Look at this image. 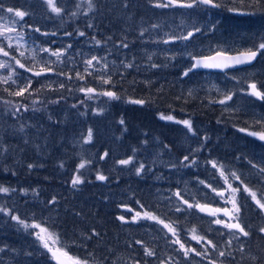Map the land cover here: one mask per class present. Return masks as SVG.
Returning a JSON list of instances; mask_svg holds the SVG:
<instances>
[{
  "label": "trees",
  "instance_id": "obj_1",
  "mask_svg": "<svg viewBox=\"0 0 264 264\" xmlns=\"http://www.w3.org/2000/svg\"><path fill=\"white\" fill-rule=\"evenodd\" d=\"M8 2L9 4H5L4 7L22 11H28V7H31L38 10L41 15L46 13L50 19L48 31L55 33L53 38L58 44L56 50L70 43L87 44L100 41L105 46L108 59L116 61L112 65L114 69L111 70V74L107 75L111 77L110 84H104L98 79L103 76L99 71L92 70L91 75L83 74L84 78L79 79L77 72L80 65L53 61L54 65L51 67L53 71L48 74L55 78L61 76L63 88L60 87L61 83L54 86L49 82L45 83L46 80L42 76H32L24 69L14 67L12 70L11 65H14L12 61H0L7 64L6 68H0V110L8 113L7 120L0 116V186L10 189L8 193L0 192V208L10 210L9 213L0 212V256L5 264H39L36 259L37 250L29 247L30 228L24 229L17 221L12 220L11 216L16 215L31 224L35 222L34 217L45 213L46 210H50L51 216L57 215V225L47 223L46 213L36 221L37 223L51 229L62 231L65 229L67 232L72 229L73 231L67 234L74 238L81 229L83 242L90 241L86 239L88 235L94 241L99 236L100 245H95V248L104 252L98 260L103 261L106 260L103 258H107L111 262L113 256L122 255L124 250L120 253L119 248L124 246L122 242L126 233L117 221V217L124 213L121 209L122 204L126 201L131 204L128 200L132 199L147 200L159 197L155 195L158 191L156 188L161 190L160 201H163L167 192L180 185L161 179L162 173H156L155 178L158 180L155 181L158 183L155 185L153 183L155 181L151 180L137 181L143 183H122L128 181L119 175L125 168V165L119 163L122 159L131 158L133 171L136 169L132 174L142 177L143 173L151 171L144 168L137 174V169L140 164L148 166L154 157L163 162L168 160L173 164L185 156L198 157L201 161L205 160L206 174L211 176L216 175L217 171L215 168L212 171L209 169L212 167L210 161H215L219 167L231 166L235 155L239 170L248 172L239 174L240 184L236 183L235 186L241 189L245 185L248 188H262L260 180L262 177L255 179L257 183L255 185L254 181H251L254 179L247 176L252 175L251 172L257 171L258 168H264L263 163L255 160V154L258 152L264 154V145L256 144L258 140L248 141L245 148L239 147L237 143L236 150H232L229 145V143L234 145L233 136L239 129L251 133L264 131V123L253 121L257 120L258 115L247 112L221 113L224 109L218 106V98L211 97L216 94L215 92L203 89L197 92L193 90L194 93L178 91L177 85L181 83L180 74L184 70L182 61L162 62L155 54L142 55L136 50L135 44L144 43L140 46L142 49L143 46L147 47L146 43L158 46L160 43L164 44V41H168L169 44L174 41L180 42L183 34H179L177 30L184 27L195 32L194 39L217 37L225 33L231 38H243L244 43L252 37L259 36L255 44L259 46L260 43H264V0H261L259 5H255L252 0H244L243 4L240 0H214L218 7L194 3L192 8L181 7L180 3H190L193 0H179L175 6L166 8L155 5L167 3V0H91L95 4L91 8L89 0H57V6L64 9L61 16L52 13L42 1L8 0ZM78 2L85 10L83 13L76 12ZM72 12L76 15H70ZM207 15L211 18L208 21ZM173 22L177 23V28L171 27ZM197 28L200 31H196ZM80 32H84L85 35L80 36ZM123 44H127L128 47H123ZM233 50L241 51L236 48ZM261 52L262 56L253 68L259 67L262 63L264 65V50ZM138 59L142 60L137 68L147 75L150 69H156L160 75L159 71L162 68L165 69L162 74L168 78L157 82L151 77L143 76L138 79L134 73L125 72L127 69H134ZM128 64L132 67H125ZM12 72L16 73L13 74L15 77L4 83V78L9 77ZM61 72L65 75H58ZM154 74L150 73L149 76ZM28 79L32 81L31 88L23 96L10 95V92L23 87ZM254 80L259 91L264 89V74H258ZM98 83L101 85L96 89L95 85H99ZM90 87L96 90L92 94L80 91L81 88ZM104 91L115 92L119 99L99 94ZM89 96L91 98H88ZM135 100H143L144 103H133ZM248 100L250 102H247V107H259L264 112V102L261 99L252 97ZM6 106L9 109L6 110ZM162 114L172 115L174 119L171 121L161 119ZM183 120L191 121L193 130H199L200 134H209L212 137L203 139L202 152L195 145L194 150L188 146L190 142L199 143L201 138L195 137L192 133L194 131H189L183 123H178ZM9 122L12 124L6 126L5 124ZM89 130L92 139L85 142ZM235 140L237 141L236 138ZM227 147L231 150L228 153ZM91 153L99 154L96 163ZM82 162H86L85 167L79 168ZM29 165L33 167L29 168ZM199 166L200 164L195 167L196 172ZM119 168H122L119 173L108 172L110 169ZM188 171L189 176L196 175L193 170ZM154 172L159 171L154 169L151 173ZM98 174L104 175L108 180H98ZM185 174L188 178V174L186 172ZM76 175L81 177L83 183L73 187L72 179ZM221 180L220 176H215L213 182L219 183ZM25 190L26 192L38 190L39 193L24 196ZM127 190L132 199L125 197L124 193ZM108 193L115 196L112 202H106L104 197L98 199L99 194L105 196ZM75 195L81 196L79 207L75 206L79 201L69 200ZM242 198L247 200V195L244 194ZM92 202H95L94 205ZM134 208L142 212L139 206ZM172 210L167 207L161 208L160 212L167 214L173 212ZM244 211V221H258L257 217L260 216L264 218L260 209L258 212L252 208ZM171 216L179 218L176 214ZM110 226L113 228H108ZM249 230L251 237L257 235V230L253 227ZM94 232L99 235H94ZM212 239L215 240L214 236ZM12 250H16V253H12ZM42 257L47 260L48 256Z\"/></svg>",
  "mask_w": 264,
  "mask_h": 264
},
{
  "label": "rangeland",
  "instance_id": "obj_2",
  "mask_svg": "<svg viewBox=\"0 0 264 264\" xmlns=\"http://www.w3.org/2000/svg\"><path fill=\"white\" fill-rule=\"evenodd\" d=\"M30 1L31 2L32 1H42V3H45L44 0H30ZM91 3L94 7L95 4L93 2ZM0 4H2L4 7V5L9 4V2L8 0H0ZM4 8L6 9V7ZM28 9L29 10L25 12L27 13L29 12V13L23 18V20H20V18L18 17H14L12 13L0 11V17H3V19H0V31L3 30V27H15L17 31L23 37L22 39L18 37L16 32L6 33V35L12 37L11 40H4L2 37H0V46H3L5 51L9 52V56L7 57H5L2 53H0V61H4V60L7 62L12 61V63L14 64V65H11L12 70H13L14 67L20 68L19 65L16 64V60H20V62L25 65V68L23 69L25 71H27L26 69H31L32 71H27V72L30 75L34 76L33 73L36 71H40L43 65V62L50 61L51 63L48 66L52 67L54 65L52 62L57 61V58L55 56H51L49 53L42 52L40 51V49L49 48L52 51H56L55 47H57L58 44L54 40L53 35H51V32L48 31V28H47L48 20H50L48 15L46 13L41 15L40 13H38L39 12L38 10L33 9V8L31 9V7H28ZM83 11H85L84 8L81 6V4H79V7L76 10V12L83 13ZM9 18L17 20L19 21V23L12 24ZM210 19L211 18L209 17V15H207L206 21ZM176 25L177 23L173 22L171 24V27L177 28ZM34 28H39L40 31L36 32L34 31ZM177 31L179 32V34H183L182 37H184L187 35V32L189 31V29H186L183 27V29H178ZM44 33H48V35H45ZM242 39L243 38H235V37L231 38V37H228L225 33H223V34L217 35V37H206V38H196V39L193 38L190 40L181 39L180 42L174 41L171 44L160 43L158 44V46H152L146 43L149 49H145L147 47H144V46L142 47V49H140V46H142L144 43L143 44L137 43L135 44V48L137 51L139 50V52L145 56L149 53L153 55L155 54V56L160 58L162 62H165V61L178 62L180 60L182 61L181 63H183L184 67L186 68L191 64V59L195 57V55L197 56L207 55V54H211L214 52H218L219 50L226 52V53H230V52L235 51L233 50L235 48L236 50L247 51V50H254V49H257L256 47H259L257 45L255 46L256 41L259 39V36H257L256 38L252 37L251 40L244 42V43L242 42ZM9 43H11L12 48L7 47ZM230 44L232 45L229 46ZM68 45H71L72 47L68 48V46H66V47L57 48V50L67 49L65 54L61 56L60 62L71 63L72 65H76V64L80 65L79 73L81 75L88 74L92 72V70H95V71L101 72L103 76L107 77V75L111 74V70L114 69V66L112 65L115 64L116 60L110 61L108 59V55L105 52V46L101 42L100 44H97L96 42H89L87 44H82V42H80V43H70ZM201 51H204V52L200 53ZM20 52H24V56H21ZM140 53L138 54L141 55ZM93 56H96L98 58L99 63H97V61H93V66L89 67L86 64V61L91 59ZM13 57H15V59H13ZM141 60L142 59L136 60V64H135L136 67H134V69H127L125 72L134 73L138 79L142 78L143 76L145 78L151 77L154 81H157V82H160L159 80L161 79L168 78L167 75L162 74V72L165 71V69H162V68L160 69L161 71H159L160 75L157 73L156 69H150L149 74L155 73L154 75H150V76L149 74L147 75V73H144L141 69L137 68ZM105 65H107V67H105ZM60 68L62 69V67ZM86 68H87V72L85 71ZM131 70H134V72H131ZM261 73L264 74L263 63L259 67L257 66L250 70L244 69L242 71H231V72H227L225 74L219 75V76L213 73H210V72L202 73L201 75H198V76L197 75L190 76V77H187L185 80L180 79L181 83H178L177 86H178V91L180 92L186 91L188 93H194V91L197 92L200 89H203L205 91L215 92L216 94L212 95L211 97L218 98L217 100L218 106L224 109L223 111H221V113H226V114L234 113L235 114V113L247 112L253 115L255 114V112H260L262 109L259 107L253 108L252 106L247 107V102H250L248 98L256 97L254 95H251L250 85L254 83L255 76H258V74H261ZM13 74H16V73L12 72V74L9 75L12 77V79L15 77ZM42 77L44 78V80H46L45 83L49 82L53 86L60 84L62 81L61 76H59V78H55L49 75L48 72L44 73ZM1 78H3V76ZM98 84L99 85L97 86L95 85L96 89H98L101 85L100 83ZM261 92H264V89H262ZM226 96H231V99H226ZM237 98H243V99L237 100ZM220 101H224V103H220ZM239 101H242V102H239ZM262 102H264V100H262ZM7 109H9L8 106H6V110ZM2 110H0V116H3L4 120H7L8 113L5 114V111L4 110L2 111ZM256 118L257 120H253L254 122L261 121L262 123H264V112H261V114H258V117L256 116ZM11 124L12 122H9L5 125L8 126ZM260 126L263 128L262 125ZM192 131H194L192 133H194L195 137H200L201 140L199 141V143L196 142L195 144L190 142L188 143V146L192 150H194L193 148L195 145L202 152L204 149L203 139L204 138L210 139L212 137L209 136V134H200L199 130L197 131V130L192 129ZM261 132H264V131H256L255 133H261ZM250 133L251 132H248L247 130L242 131L240 129L236 133H234L233 137H235L237 141L234 138L232 141L234 142V145L229 143V145L232 147L231 149L232 150L238 149L235 145L237 143H239V147L245 148L246 147L245 145H247V142L251 140H254V141L258 140L257 142H255L256 144L259 143V144L264 145V140H261L258 135L254 136V135H250ZM248 138L250 140H248ZM188 140H191V139H188ZM227 148H228V151H227L228 153L231 150H230V147H227ZM98 156H99L98 153L96 154L91 153V157L94 159L95 163L97 162ZM233 159H234V163L231 166H228V165L223 166V171L225 173V176L228 177V183H225L224 178L221 177L219 166L215 168L217 171L216 175L212 174L211 176H207L206 171H205V169L207 168H204V164L206 163L205 160L202 159L203 161H201L197 158L195 159L194 164L190 162V160L185 161L183 158L181 160L177 159L176 160L177 165H176L175 163L173 164L168 160H165V162H163L161 159L154 157V159H152L149 162V165L144 168L150 170L151 172H153L154 169H157V171L159 172L143 173L142 177H136L132 174V173H135L136 169L133 171V166L131 164H128V165H125V168H123V170H121V173L124 175L122 174H119V175L125 178L126 180H128L127 182H122V183H143V182H137V181H143V180L155 181V180H158L157 178H155L156 173H162L163 178L161 179L170 180L171 183L173 182H177V184L179 183L180 185H178L177 188L174 186L173 189L170 190V192H167V194L165 195L166 197H163L162 199L163 201L159 200V204L163 207H167L170 204L173 205L178 202L176 200H173V198H170L171 195L175 196V193L178 191L183 196H185V194L187 193L197 194L201 196L200 195L201 192H204V193L208 192V194L212 195V197L217 192H225L224 198H227L230 200L233 194L230 192V190H228V184H231L232 187H234L236 183L240 184V181L233 178L231 173L235 172L237 176H239L240 173H245V174L248 173L247 171L245 172V171L239 170L236 164V161H235L236 160L235 155L233 156ZM255 160L256 161L259 160L264 165V154L258 152L257 154H255ZM102 163H104V161H102ZM198 164H200L199 166L200 168L196 172L195 167ZM120 169L122 168H119V170L110 169L108 172L110 173L112 171H117L119 173ZM189 169L193 170V172H196V175L191 173L193 176H189L190 174V172L188 171ZM209 169L212 171L213 167H209ZM260 170L261 169L258 168L257 171L253 173L251 172L252 175L247 176V177H250V179H254L251 181L252 182L254 181L253 183H255V185L257 184L255 179H257L258 177L259 178L262 177V179L260 180H262L263 185H262V189L260 190L258 194L257 199H260L261 202L264 203V173H262ZM185 172L188 174L189 176L188 178L186 177L187 175L185 174ZM215 176L216 177L220 176L222 180L219 181V183L213 182ZM185 177L187 179H185ZM244 177L247 178L246 176ZM207 179H210V180L207 181ZM200 181H204V183L201 184ZM153 183L155 185L156 183H158V181H155ZM213 189H215V191H213ZM156 190L158 191L155 193V195L162 197V194H160L161 190L158 188H156ZM37 193H39L38 190H28V192H24L23 194L24 196H27L28 194L34 195ZM162 193L164 194L165 192H162ZM245 193L247 196L249 195L248 192H245ZM255 193L257 192L255 191ZM109 194L110 193L106 194L105 196H103L102 194H99L98 199L100 200V199H103L102 197H104L106 202H109V201L112 202L113 199H115L114 198L115 196L113 194H110L112 196L111 197L109 196ZM69 200L79 201L75 206L76 207L81 206V203H80L82 201L81 196L75 195V197H71ZM167 200H168V203L165 204ZM98 202L100 203L101 201H98ZM92 203L94 205L95 202H92ZM245 206H246V202H243V208H245ZM179 208H183L182 204L179 205ZM172 209H176V208H172ZM45 213L48 217L46 219L47 223L49 225H53V223L56 224L57 215L53 214L55 216H51L50 210H46ZM45 213L43 212L41 213V215L34 217L35 222L39 221L40 217L44 215ZM215 224H216L215 219H212L211 226L214 227ZM42 226L47 227L49 231L53 233L59 234L60 240L62 241V243L67 245V248L65 250L68 252V256L72 257L73 260L83 258L84 260H87L89 264H98L97 262L98 257L103 255L102 253L104 252V251H99L95 248V245L96 246L100 245L99 236L96 237V241H94L93 238L90 235H88L86 236V239L90 241L83 242L82 240L83 236H81V233H80L83 230L81 229H79V231L75 235L76 238H74V236L67 234L68 232H72L73 231L72 229H69L67 232V230L65 229L64 231H62V229H54V228L51 229L44 224H42ZM108 228L111 229L113 227L110 226ZM122 229H124V232L127 233L126 227L125 228L123 227ZM37 231L39 230L30 228L29 233H32V234L29 235L28 233V235L31 236L29 247L35 248V250H37V253H38V257L36 258L37 262L39 264H45L49 259L48 261L49 264H57L56 260L52 258L51 253H49L47 249H44L42 246V243L37 239L35 235V232ZM78 233L80 234V236H78ZM88 237H91V238L89 239ZM128 242H129V238L126 235V237L124 238L122 242V244H124L123 248H119L120 253L123 252V250H126V247H127L126 243ZM51 243L52 242L49 241L50 245ZM128 246H129V243H128ZM12 253H16V250L15 251L12 250ZM42 255L48 256L47 260H45L44 257H42ZM119 256L121 258L123 256L125 257L126 256L125 252H123V254ZM61 259L63 260L64 264H73V260H69L67 257H61ZM0 264H5V262L2 260V256H0ZM114 264H119V262H115ZM122 264H126L125 261H123Z\"/></svg>",
  "mask_w": 264,
  "mask_h": 264
},
{
  "label": "flooded vegetation",
  "instance_id": "obj_3",
  "mask_svg": "<svg viewBox=\"0 0 264 264\" xmlns=\"http://www.w3.org/2000/svg\"><path fill=\"white\" fill-rule=\"evenodd\" d=\"M196 158L198 159V157H194L188 160L193 162ZM249 189L253 192L256 191L258 198V194L262 188L256 189L253 187ZM124 194L127 199H132V195L128 190ZM244 194L246 193L243 191V188L240 192L234 194L236 202L240 207L238 214L235 213L232 203L226 202L230 200L227 198L222 199L217 193L213 197L208 192H201V196L187 193L185 196L181 195V197L183 196L182 199L176 195H171L170 198L178 202L167 206L171 209L176 208L172 210L173 212L167 214L160 212L161 208H167L159 204L161 197L155 196L147 200H128L132 205L126 201L121 206V209L124 211L123 216L125 217V221L128 222L120 221L119 217H117V221H119L121 226L127 228L126 235L129 238V246L126 243L127 247L124 250L126 256L122 258L120 256H113L111 262L107 258L103 261L99 260V264H114L115 262L122 264L123 261L126 264H137V262L139 264H161V262L163 264H212V262H215V264H264V237H262L264 232L260 231L261 228H264V218H261V216L257 217L253 214L259 219L258 221H244V209L248 210L252 208L255 212H258L259 209L250 194L247 196V200L242 198ZM184 200H187L188 204H192L193 207L189 208L188 204L183 202ZM137 201L140 203L138 204ZM243 202H246L245 208H243ZM167 203L168 200L165 204ZM197 203L206 206V210L201 211L195 207ZM141 204L143 208L140 207ZM180 204H182L183 208H179ZM150 205H153V207ZM136 206H139V209L142 210L141 213L149 211L160 220H163L164 223L175 228L177 235H173L163 224L155 220L138 219L133 222L132 217L139 211L134 208ZM177 208L181 209V211H177ZM215 209H221V211L217 212L216 215H210V211ZM224 210L232 213L233 216L238 215L239 222L245 230L250 233L249 229L253 227L257 230V235L254 237H251V235L245 237L238 230H229L222 224H215L212 227V219H221L225 223L238 222L236 219H230L229 216L225 215ZM173 214L179 215V218L178 216H171ZM193 230L195 231L193 232ZM233 233H235V237L239 238L236 239ZM193 234L198 237H204V239L200 243H197L192 238ZM177 236L180 239V243L185 245V248H194L201 253H205V250H207L206 255L197 256L194 252H189L188 256L185 257L184 250L180 249V244L174 243ZM213 236L215 240L212 239ZM227 236H230V238H227ZM209 240L212 241V244L216 245L215 248L208 244ZM136 241H141V243L137 244ZM229 241H231V244L228 243ZM146 248L153 251L155 255H145ZM221 251L225 252L224 256L219 255ZM80 260L84 259L81 258Z\"/></svg>",
  "mask_w": 264,
  "mask_h": 264
},
{
  "label": "snow or ice",
  "instance_id": "obj_4",
  "mask_svg": "<svg viewBox=\"0 0 264 264\" xmlns=\"http://www.w3.org/2000/svg\"><path fill=\"white\" fill-rule=\"evenodd\" d=\"M44 2L47 5V8L50 9V11L52 13H55L57 16H61L62 13L64 12V9L62 7H58L57 6V0H44ZM241 4L244 3V0H240ZM252 2L255 5H259L261 3V0H252ZM177 3H179V0H167V3H157L155 6L156 7H161V8H166V7H171V6H175ZM194 3H202L205 5H209L212 7H218L219 5L214 3V0H193V2L190 3H180L181 7H187V8H192ZM89 7H92L91 4V0H89ZM0 11H4L7 13H12L14 15V17H18L20 18V20H23V18L28 15L27 12L22 11V10H18V9H13L11 7L9 8H4L2 4H0ZM229 11H235V9H229ZM241 14H246V13H241ZM70 15L75 16L76 13L72 12ZM0 19H3V17H0ZM11 20L12 24H18L19 21L14 20L12 18H9ZM89 27H91V25H89ZM34 31L39 32L40 29L39 28H34ZM196 31H200L199 28L196 29ZM12 32H16L17 36L20 37L21 39L23 38L22 35L17 31V29L15 27H3V30L0 31V37H2L4 40H11L12 37L6 35V33H12ZM45 35H48V33H44ZM66 35H71V33H65ZM51 35H55V33H51ZM80 36H84L85 33L84 32H80L79 33ZM193 35L192 32H189L187 34V36L182 37V39H188L189 37H191ZM165 43H168V41H164ZM97 44H100V41H96ZM8 48H12L11 43H9L7 45ZM71 45H68V48H71ZM123 47H128L127 44H123ZM258 50H264V43H260L259 44V49ZM258 50L257 51H253V50H247L246 52H242L240 53L239 56H235V57H225V62L223 63H207L201 60H198L196 64L192 65L191 68H189V72L192 71V68H196V67H215V68H228V67H232L235 65H241V64H245V63H250L252 60H254L258 54ZM40 51L45 52V53H49L51 56H55L57 58V61H60L61 56H63L65 54V52L67 51V49H62V50H56V51H52L49 48H41ZM0 53H2L5 57L9 56V52L5 51L3 46H0ZM21 56H24V52H20ZM217 56H222L223 53L221 52H217L216 54ZM13 59H15V57H13ZM207 59H215V57H208L205 58ZM93 61H97V63H99V60L96 56H93L91 59L86 61V64L89 67L93 66ZM51 62L50 61H45L43 62V65L40 69V71H36L33 73L34 76L36 77H40L42 76L44 73L46 72H51L53 71V69L48 66ZM16 64L19 65L20 68H25V65L23 63L20 62V60H16ZM7 64L5 63H0V68H6ZM105 67H107V65H105ZM125 67H132L131 64L125 65ZM153 67H156V65H153ZM27 71H32L31 69H26ZM85 71L87 72V68L85 69ZM89 75H91L92 73H88ZM58 75H65V73H58ZM185 76L188 75V72L184 73ZM69 79H71V77H68ZM77 78L79 79H83L84 77L77 72ZM98 79L104 83V84H110L111 83V77L110 76H100L98 77ZM9 80H12V77L9 76L7 78L4 79V83H7ZM13 83H17V81H13ZM31 84L32 81L31 79L27 80V83L23 86V87H19L18 91L15 92H10V95H15V96H23L25 92H27L30 88H31ZM61 88L64 87V85L61 83L60 85ZM251 88V95L256 96L257 98L264 100V92H261L259 90H257L256 84L253 83L250 85ZM5 91H8L7 89H5ZM80 91L82 92H86L88 94H92L94 93L96 90L94 88H81ZM100 95H104L107 96L111 99H119V97L117 96V94L113 91H104L102 93H99ZM88 98H91V96H89ZM226 99H231V96H226ZM133 103L136 104H143L144 101L143 100H135L132 101ZM220 103H224V101H220ZM25 110H27L26 106H25ZM37 110V109H34ZM16 111H19V107H17ZM161 119H165V120H173L174 117L172 115H167L164 116L163 114L161 115ZM121 123H123V120H121ZM178 123H183L189 131H192V125H191V121L189 120H183V121H178ZM21 130H23L21 128ZM243 131V129H242ZM250 135H254V136H259V138L261 140H264V132L261 133H250ZM92 139V133L91 130H89L88 136L85 140V142H89ZM105 156H107V153L104 154ZM104 157H101V159H103ZM184 160L187 161L188 157L185 156ZM132 162L131 158L129 159H123L120 160L119 163L121 165H128ZM85 163L86 162H82L79 165V168H84L85 167ZM193 164L195 163L194 161L192 162ZM210 163L212 164L213 168H217V164L215 161H210ZM63 166V165H61ZM33 167L32 165H29V168ZM144 164H140V167L137 169V174H139L143 169H144ZM262 173H264V168H262L260 170ZM220 175L221 177L224 178L225 183H228V177L225 176V173L223 171V166H220ZM232 177L235 178L236 180H239L240 177L236 175L235 172L231 173ZM97 179L98 180H106L107 178L102 175V174H98L97 175ZM83 183L81 177L79 175H76L75 177H73L72 179V186L76 187L78 184ZM201 184L204 183V181H200ZM242 183V182H241ZM210 186V185H209ZM228 190H230V192L233 194L232 198L230 199V201H226V202H231L233 205V209L235 211L236 214H238L240 212V207L238 206L236 199H235V195L236 193L240 192L241 189L239 187L233 188L231 184H228ZM10 191L9 188L7 187H3L0 186V192L3 193H8ZM14 191V190H13ZM213 191H215V189H213ZM243 191L248 192L252 198V200H254L256 202V205L258 206V208L264 212V203L261 202L260 199H257L256 193L251 191L246 185L243 188ZM26 192V190H25ZM175 195L177 197H181V193L178 191L175 193ZM217 195L220 196L222 199L224 198V192H217ZM182 199V197H181ZM185 204H188L187 200L183 201ZM137 203L139 204L140 202L137 201ZM141 208H143V205H140ZM189 208H192L193 205L192 204H188ZM195 207L199 208L201 211H205L206 210V206L204 205H200V204H196ZM129 211H131V209H129ZM177 211H181V209L177 208ZM221 209H215L213 211H210V215H216L217 212H220ZM0 212H5V213H9L10 210L6 209V208H0ZM224 214L229 216L230 219H236L238 222L236 223H225L223 220L221 219H216L215 223L216 224H222L225 228L229 229V230H238L239 233H241L243 236L247 237L250 235V233L248 231L245 230V228L241 225V223L239 222L238 219V215L237 216H233L232 213L228 212L227 210H224ZM12 220L17 221L18 224H20L24 229H38L39 231L35 232V235L37 237V239L42 243V246L44 249H47V251L49 253H51V256L54 260H56L57 264H64L63 260L61 259V257H67L69 260H73L72 257L68 256V252L65 250L67 248V245L63 244L62 241L60 240V236L58 233H53L51 231H49V229L47 227L42 226V223H37V222H33L31 224L26 223L24 220L20 219L18 216L16 215H12L11 216ZM119 219L123 222H128L125 221V217L124 216H120ZM138 219H147V220H155L158 221L160 224H163L165 228H167L170 232L173 233V235H177L176 233V229L171 227L169 224L164 223L163 220H160L157 216L153 215L151 212L149 211H144L143 213L137 211L135 213V215L132 217V221L135 222ZM195 230H193L194 232ZM261 232H264V228L260 229ZM32 233H29V235H31ZM94 235H99V233H93ZM233 236L235 237V233H233ZM89 239L91 237H88ZM192 238L194 240L197 241V243H200L201 240L204 239V237H198L195 234H193ZM236 239H238L239 237H235ZM49 241H51V245L49 244ZM137 244H140L141 241H136ZM174 243H178L180 244V249L184 250V256L187 257L189 252H194L197 256H202V255H206L207 250H205V253H201L196 251V249L194 248H185V245L183 243H180V239L177 236V239L174 241ZM229 244H231V241L228 242ZM208 244L211 245L213 248L216 247V245L212 244V241H208ZM145 255L147 256H153L155 255V253L149 249H145ZM220 256H224L225 252L221 251L219 253ZM73 264H89V262L87 260H80V259H74L73 260ZM137 264H139V262H137ZM161 264H163V262H161ZM212 264H215V262H212Z\"/></svg>",
  "mask_w": 264,
  "mask_h": 264
},
{
  "label": "water",
  "instance_id": "obj_5",
  "mask_svg": "<svg viewBox=\"0 0 264 264\" xmlns=\"http://www.w3.org/2000/svg\"><path fill=\"white\" fill-rule=\"evenodd\" d=\"M205 5V4H203ZM193 35L191 37H189L188 39H191L192 37H194V32H192ZM253 51H257V50H253ZM218 52H221L223 53L222 56H217L216 54L217 53H213V54H209L207 56H195L192 58V64L190 67H188L187 69L184 70V73L185 72H188V75L190 73H196V72H216V73H224V72H227V71H230L232 69H238V68H242L244 66H252L259 58L260 54H259V51H258V54L256 56V58L254 60H252L250 63H245V64H241V65H235V66H232V67H228V68H215V67H196V68H192V71L189 72V68L192 67V65L196 64L198 60H201V61H204V62H207V63H223L225 62V57H235V56H239L240 53L242 52H245V51H241L239 53H225V52H222V51H218ZM208 57H215V59H205V58H208ZM183 73V75L181 76L182 79H185L187 76H185Z\"/></svg>",
  "mask_w": 264,
  "mask_h": 264
},
{
  "label": "bare ground",
  "instance_id": "obj_6",
  "mask_svg": "<svg viewBox=\"0 0 264 264\" xmlns=\"http://www.w3.org/2000/svg\"><path fill=\"white\" fill-rule=\"evenodd\" d=\"M189 32H194V31H188L187 34H188ZM194 33H195V32H194ZM194 36H195V34H194ZM193 38H194V37H192L191 39H193ZM258 48H259V47H258ZM258 48H257V49H258ZM246 67H247V66H244V67H242V68H238V69H232V70H230L229 72H231V71H242V70L246 69ZM184 70H185V68H184ZM184 70H183L182 73L180 74V79H181V80H185L187 77H190V75H192V74H189L185 79H182L181 76L183 75ZM261 112H263V111L261 110L260 112H255V113L258 115V114H261ZM259 116H261V115H259ZM103 259H106V258H103ZM98 264H99V263H98Z\"/></svg>",
  "mask_w": 264,
  "mask_h": 264
}]
</instances>
